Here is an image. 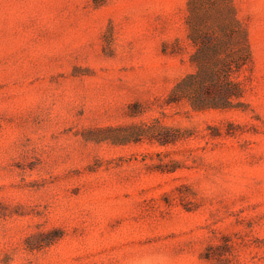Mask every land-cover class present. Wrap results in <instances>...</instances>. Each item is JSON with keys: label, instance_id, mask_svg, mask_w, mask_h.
Returning <instances> with one entry per match:
<instances>
[{"label": "rangeland", "instance_id": "obj_1", "mask_svg": "<svg viewBox=\"0 0 264 264\" xmlns=\"http://www.w3.org/2000/svg\"><path fill=\"white\" fill-rule=\"evenodd\" d=\"M194 10L248 34L239 108L168 103L189 0H0V264H264V0Z\"/></svg>", "mask_w": 264, "mask_h": 264}, {"label": "trees", "instance_id": "obj_2", "mask_svg": "<svg viewBox=\"0 0 264 264\" xmlns=\"http://www.w3.org/2000/svg\"><path fill=\"white\" fill-rule=\"evenodd\" d=\"M227 1L232 3V0ZM189 7V39L195 48L190 62L195 72L177 83L168 103L187 100L195 111L239 108L243 87L237 77L251 60L248 34L228 25L200 30L195 20V0H189Z\"/></svg>", "mask_w": 264, "mask_h": 264}]
</instances>
